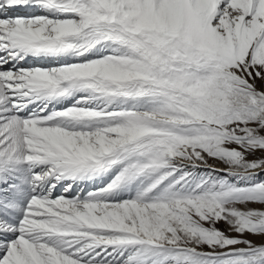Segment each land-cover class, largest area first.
<instances>
[{
  "label": "snow or ice",
  "instance_id": "6c2138e0",
  "mask_svg": "<svg viewBox=\"0 0 264 264\" xmlns=\"http://www.w3.org/2000/svg\"><path fill=\"white\" fill-rule=\"evenodd\" d=\"M262 174L264 0H0V264H264Z\"/></svg>",
  "mask_w": 264,
  "mask_h": 264
},
{
  "label": "bare ground",
  "instance_id": "6f19581e",
  "mask_svg": "<svg viewBox=\"0 0 264 264\" xmlns=\"http://www.w3.org/2000/svg\"><path fill=\"white\" fill-rule=\"evenodd\" d=\"M35 14H43L40 13L39 10H34ZM33 60H37V59H54L52 57H34V58H30ZM55 59H59V60H68L69 62H71L69 57H59V58H55ZM57 107H60V105H56ZM35 107V106H33ZM51 107V106H50ZM111 180V177L108 176H103V177H98L94 180H84V181H80V182H76L73 183L72 181H63L61 183L67 185V184H72V188L76 191L79 192L82 196L85 195L87 192H89L90 190L94 191L96 189L97 186L99 187H103L104 183H107L108 181ZM101 181H103L104 183H101ZM16 183L15 180L12 179L11 176H8L7 178V183H5L3 180H0V197H5V196H10V191L9 192H5L3 191V189H6L8 187V185ZM60 185L57 184V188H59ZM44 191H47V186H44ZM63 193V192H62ZM128 193V192H127ZM122 192L120 197L121 199L127 198L128 194ZM127 194L126 196L123 197V195Z\"/></svg>",
  "mask_w": 264,
  "mask_h": 264
},
{
  "label": "rangeland",
  "instance_id": "374dc122",
  "mask_svg": "<svg viewBox=\"0 0 264 264\" xmlns=\"http://www.w3.org/2000/svg\"><path fill=\"white\" fill-rule=\"evenodd\" d=\"M198 171H204V172H207V171H209V169H200V170H198ZM112 174V176L113 175H115V172H113V173H111ZM111 174L109 175L110 177H111ZM220 175H224L223 173H220ZM262 175H264V174H262ZM232 180H235V177H232L231 178ZM241 183H244V181H241ZM139 185V181L136 183V184H134V185H132L131 186V189L130 190H124L123 192L124 193H127L128 194V196H127V198L129 197V196H133V195H135V192H136V190H137V186ZM60 188V187H59ZM60 191L61 192H63V188H60ZM90 191H92V190H90ZM127 194H125V195H123V197L124 196H126Z\"/></svg>",
  "mask_w": 264,
  "mask_h": 264
}]
</instances>
